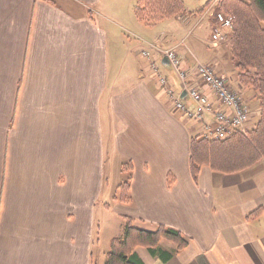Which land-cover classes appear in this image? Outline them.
<instances>
[{"label":"crops","instance_id":"obj_1","mask_svg":"<svg viewBox=\"0 0 264 264\" xmlns=\"http://www.w3.org/2000/svg\"><path fill=\"white\" fill-rule=\"evenodd\" d=\"M183 1L193 12L208 0ZM134 9L135 0H0V264H91L98 211L189 240L178 251L164 245L175 251L166 262L137 247L144 264H264V159L236 173L203 165L192 177L196 126L174 109L150 59L114 50L122 32L149 26ZM167 22L152 42L181 25L157 24ZM199 82L194 70L189 85L217 106ZM123 166L127 202L107 178Z\"/></svg>","mask_w":264,"mask_h":264},{"label":"trees","instance_id":"obj_2","mask_svg":"<svg viewBox=\"0 0 264 264\" xmlns=\"http://www.w3.org/2000/svg\"><path fill=\"white\" fill-rule=\"evenodd\" d=\"M219 4L223 14H232L235 22L223 48L234 61L239 88L254 92L259 119L251 130H235L223 139H208L201 134L193 136L190 172L194 179L203 165L221 173H236L264 159V0H220ZM158 6L166 17H171V13L176 16L185 9L183 0H135V17L147 25L146 16L154 15ZM127 188L126 181L118 186L117 200H129ZM259 212L255 209L251 214ZM122 221L123 232L108 242L103 264H144L136 252L137 247L145 248L152 257L166 262L189 241L180 231L163 224L144 228L130 217H123ZM164 240L174 244L175 251L164 250L161 246Z\"/></svg>","mask_w":264,"mask_h":264},{"label":"rangeland","instance_id":"obj_3","mask_svg":"<svg viewBox=\"0 0 264 264\" xmlns=\"http://www.w3.org/2000/svg\"><path fill=\"white\" fill-rule=\"evenodd\" d=\"M219 2L220 0H208L206 4L200 9L192 10L193 12H190L185 8L182 13H179L176 16L172 15L171 13L170 15L171 17H166L165 16L166 13H164V10L160 9L162 7L158 6L156 7V9H154L155 11L154 15L146 16V19H148L146 21L149 22V24L147 25H149L150 27L149 26L146 27L145 25L142 26V28L144 29V34H140V33H137L131 30H128V31L126 30L125 32H122L121 33L122 43L120 41L115 46H113L114 50L116 53L120 54V55H117L119 57H123L127 54H132L135 57L141 56L145 59L146 58L150 59V61L153 62L151 63L152 64L151 69L154 71H159V73L162 75L163 78H166L165 76H167L168 78V81H167L168 88L165 90V92L171 103L174 102L172 95H175L176 92H178L181 87L188 86V87L198 89L195 86L189 85V76L191 77V72H193L197 64H199L198 61L201 64L209 65L216 74L224 76L228 82L227 73H231L233 76L237 73V69L234 67L235 64L230 54L229 53L227 54L226 49L223 48L224 46L227 45V42L214 43L211 41V35L213 33V30L217 27L216 23L214 22V15L217 12L223 13L222 10L220 9ZM133 14H134L133 16H135V13ZM224 15L231 16L232 14H224ZM169 18H172V19L175 18L176 20H178L179 23H181V25L178 26V29L175 30L176 32L173 31L174 36L171 35L169 41L164 42V43L162 42L161 44H158V43L156 44L152 42L154 41L155 36L158 33H162L160 35V39L165 38L164 37L165 32H163V26L165 27L167 26L169 29L173 27L172 26L173 23H171V26H170V25H167L168 22L164 23V25L157 24V23L164 21L165 19L169 20ZM208 20H213L212 25L208 23ZM234 25H235V22H234ZM224 29L232 30L233 28L231 26L230 29L229 28H224ZM171 33L172 32H168V35H170ZM168 50H173L176 53L177 51L179 52L180 50H183L180 52L185 53L184 57H186L189 60V62H187L189 63L187 64L189 65V70L183 66L182 59H180L181 56L178 53L177 55L179 57V64H178L177 70L171 69L169 67H167L166 69L162 68L161 67L162 57L165 54V52ZM143 53H147V55H144ZM213 53H215L216 56L218 57L224 54L226 56V59L224 61L219 60V63L216 61L209 62V60H207L205 57L206 56L209 57V55L210 54L212 55ZM161 75H159V77ZM234 80L236 81L235 76H234ZM199 83L207 87L211 91V94H213L215 100L217 101V97L213 93L211 88H209V86L206 83H203L202 81H200ZM228 85L230 86L229 83ZM233 90L236 91L235 89ZM240 90L241 92H238V91L236 92H238L241 95L243 101L245 102L244 105L247 108H249V112H250L248 122L246 121L247 123L245 124V126L242 125V128L240 130L249 131L252 128H254L255 124L257 123L259 119L258 103H257V99L254 98L253 91L248 90V88L246 87H242ZM198 91L202 93L199 89ZM182 95L183 93L180 95V99L184 101V98H186V95H184V97H181ZM203 95L208 98L207 95L205 94ZM208 100L210 102L209 98ZM220 103L221 102L219 101L218 105ZM191 122L196 126L198 135H199V133L203 131L202 130L203 126L201 122H198V121H191ZM124 171H125V166H124ZM124 171L121 172L117 168L111 169L109 174L107 175L111 188L117 185L116 190H115L116 196L118 194V186L121 183L125 182L127 179V175L126 173H124ZM113 191H114V188L112 192ZM98 214H99V222H98V229L96 231V238L93 241V248L91 251L92 253L91 254V264H99L100 253L102 255L103 252L101 250L106 249L105 245L107 243V240L112 236H120L123 232V221L122 220L120 224H119V221L114 218H112L111 220L109 219L106 222L102 220L103 216L101 215L99 211H98ZM138 226H141L144 228H150L149 225L138 224ZM170 243H171L170 241L164 240L161 242V245L162 247L164 245L167 247L168 244ZM105 252L106 250L104 251V259H105Z\"/></svg>","mask_w":264,"mask_h":264},{"label":"built area","instance_id":"obj_4","mask_svg":"<svg viewBox=\"0 0 264 264\" xmlns=\"http://www.w3.org/2000/svg\"><path fill=\"white\" fill-rule=\"evenodd\" d=\"M214 22L217 27L213 30L211 41L214 43L224 42L227 35L222 29H230L231 26L233 28L234 17L217 12L214 15ZM143 54L147 55V53ZM163 57H166L169 68L177 70L179 57L175 51L168 50ZM198 63L195 67V75L211 88L217 97L218 103L219 101L221 103L214 106L198 89L183 86L178 91L179 93L176 92L175 95H172L174 99L172 105L186 119L201 122L203 126L202 135L205 138H226L235 130L241 129L242 125L246 123L249 118V108L244 105L245 102L241 95L228 85L224 76L216 74L209 65L201 64L199 61ZM158 80L160 86L166 90L168 88L166 78L160 76ZM180 93H185L186 98L191 102V107L180 99Z\"/></svg>","mask_w":264,"mask_h":264},{"label":"water","instance_id":"obj_5","mask_svg":"<svg viewBox=\"0 0 264 264\" xmlns=\"http://www.w3.org/2000/svg\"><path fill=\"white\" fill-rule=\"evenodd\" d=\"M162 63L163 64H165L166 66H168V61H167V59H166V57H164L163 59H162ZM184 93H183V95L181 96V97H184Z\"/></svg>","mask_w":264,"mask_h":264}]
</instances>
